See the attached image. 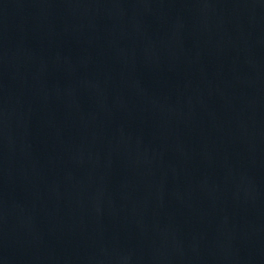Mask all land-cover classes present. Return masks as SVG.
Instances as JSON below:
<instances>
[{
	"label": "water",
	"instance_id": "obj_1",
	"mask_svg": "<svg viewBox=\"0 0 264 264\" xmlns=\"http://www.w3.org/2000/svg\"><path fill=\"white\" fill-rule=\"evenodd\" d=\"M0 264H264V0H0Z\"/></svg>",
	"mask_w": 264,
	"mask_h": 264
}]
</instances>
